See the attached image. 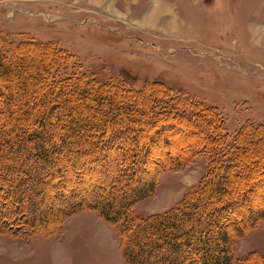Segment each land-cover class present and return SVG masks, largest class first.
<instances>
[{"label": "trees", "instance_id": "trees-1", "mask_svg": "<svg viewBox=\"0 0 264 264\" xmlns=\"http://www.w3.org/2000/svg\"><path fill=\"white\" fill-rule=\"evenodd\" d=\"M196 155L207 166L193 189L132 212ZM82 210L113 227L126 264H264L234 256L264 220V123L228 133L214 106L161 81L100 82L53 43L0 35V233L52 235Z\"/></svg>", "mask_w": 264, "mask_h": 264}, {"label": "rangeland", "instance_id": "rangeland-1", "mask_svg": "<svg viewBox=\"0 0 264 264\" xmlns=\"http://www.w3.org/2000/svg\"><path fill=\"white\" fill-rule=\"evenodd\" d=\"M158 7L165 10L156 18ZM0 35L53 43L100 82L139 88L161 81L214 106L228 133L245 121L264 123V0H0ZM206 166L196 155L179 170L161 171L132 212L176 204ZM250 250L264 257V220L234 239L235 257ZM0 264L126 263L113 227L82 210L52 235L0 233Z\"/></svg>", "mask_w": 264, "mask_h": 264}, {"label": "bare ground", "instance_id": "bare-ground-1", "mask_svg": "<svg viewBox=\"0 0 264 264\" xmlns=\"http://www.w3.org/2000/svg\"><path fill=\"white\" fill-rule=\"evenodd\" d=\"M164 10L165 9H163L162 7H158L155 11L156 12H152V15L153 16H156V18H158L163 12H164ZM152 16H148V17H146V19H147V21L149 22V23H152V25H153V22H151V18ZM161 17V16H160ZM154 18V17H153ZM153 20V19H152ZM155 22V21H154ZM173 23V22H172ZM170 26L172 25L171 24V21H169V23H168Z\"/></svg>", "mask_w": 264, "mask_h": 264}]
</instances>
